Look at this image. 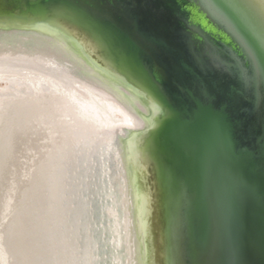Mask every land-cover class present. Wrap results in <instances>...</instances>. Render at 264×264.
<instances>
[{
    "label": "water",
    "instance_id": "obj_1",
    "mask_svg": "<svg viewBox=\"0 0 264 264\" xmlns=\"http://www.w3.org/2000/svg\"><path fill=\"white\" fill-rule=\"evenodd\" d=\"M227 2L223 19L216 0H0V29L62 35L151 107L149 264H264V0Z\"/></svg>",
    "mask_w": 264,
    "mask_h": 264
},
{
    "label": "bare ground",
    "instance_id": "obj_2",
    "mask_svg": "<svg viewBox=\"0 0 264 264\" xmlns=\"http://www.w3.org/2000/svg\"><path fill=\"white\" fill-rule=\"evenodd\" d=\"M113 80L62 35L0 29V264H149L151 107Z\"/></svg>",
    "mask_w": 264,
    "mask_h": 264
},
{
    "label": "snow or ice",
    "instance_id": "obj_3",
    "mask_svg": "<svg viewBox=\"0 0 264 264\" xmlns=\"http://www.w3.org/2000/svg\"><path fill=\"white\" fill-rule=\"evenodd\" d=\"M208 10L214 15H218L223 19H228L231 15L232 5L227 2V0H216L215 4L207 5ZM134 48L135 44L133 41L129 40L126 43L114 42L113 44V54L123 60H131L134 58ZM207 58L209 65L219 66L221 61L215 55L214 51L209 50L203 54ZM197 61H201V57L198 56ZM202 67L205 65H201ZM226 70L230 69V66H224ZM206 95V92L204 93Z\"/></svg>",
    "mask_w": 264,
    "mask_h": 264
}]
</instances>
